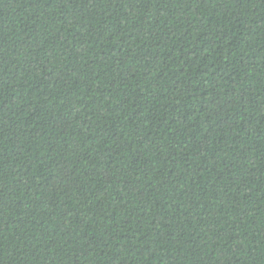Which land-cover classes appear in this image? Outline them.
Segmentation results:
<instances>
[{
	"label": "trees",
	"instance_id": "16d2710c",
	"mask_svg": "<svg viewBox=\"0 0 264 264\" xmlns=\"http://www.w3.org/2000/svg\"><path fill=\"white\" fill-rule=\"evenodd\" d=\"M0 264H264V0H0Z\"/></svg>",
	"mask_w": 264,
	"mask_h": 264
}]
</instances>
